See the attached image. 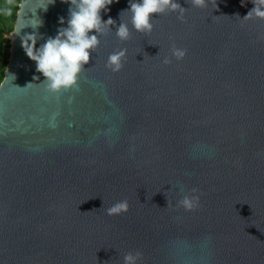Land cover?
Segmentation results:
<instances>
[{"label": "water", "instance_id": "water-1", "mask_svg": "<svg viewBox=\"0 0 264 264\" xmlns=\"http://www.w3.org/2000/svg\"><path fill=\"white\" fill-rule=\"evenodd\" d=\"M177 2L183 22L153 14L148 34L120 17L128 0L102 11L129 24V39L102 34L57 94L13 38L0 83V264H123L137 251L139 264H264V21L242 20L250 0ZM19 5L17 30L34 6ZM68 8L37 10L39 34L66 27ZM122 48L113 73L107 57ZM192 189L199 203L186 211L177 202ZM119 201L127 212L106 215Z\"/></svg>", "mask_w": 264, "mask_h": 264}, {"label": "clouds", "instance_id": "clouds-1", "mask_svg": "<svg viewBox=\"0 0 264 264\" xmlns=\"http://www.w3.org/2000/svg\"><path fill=\"white\" fill-rule=\"evenodd\" d=\"M30 2L34 5L28 11L32 13V18L27 19V23L18 30L13 29L12 39L19 38L25 56L34 62L36 72L43 77V81L38 84L45 85L48 93L68 91L77 84L78 76L86 69L90 56L99 46V38L102 34L111 31L114 27L115 36L121 42L127 41L130 37L128 23L120 22L119 26H116L112 18L102 20L101 17L102 11L106 14L110 6L118 3L119 0H65L69 5L67 26L59 27L54 37L50 36L46 39L38 32L43 26V20L37 15V10L41 13L47 12L48 7L54 4L55 0H30ZM190 2L192 7L203 8L209 0H190ZM244 2L245 0H241L242 6ZM250 2L253 7L242 20L255 18L264 21V0H250ZM185 11L177 0H128L127 8L119 15L121 17L122 14H128L131 29L137 33L148 34L153 28L151 22L153 14L173 13L177 20L183 22ZM20 22L18 19V23ZM59 24H65L63 17L59 19ZM25 27H31L32 32L20 35ZM40 40L44 42L36 47ZM170 51L171 57L176 60L182 59L186 54L185 50L175 46ZM126 52L127 50L122 48L110 53L105 68L113 73L119 72L123 67ZM161 62L167 65L171 60L165 56ZM0 73H3V69H0ZM7 76L14 79L12 74L7 73ZM38 79L37 76L33 77L35 81ZM196 191L192 189V194H185L177 205L186 211L193 210L199 203V197L195 195ZM127 210V201H119L106 209V215H119L126 213ZM141 257L142 253L139 251L128 252L123 256V264H139Z\"/></svg>", "mask_w": 264, "mask_h": 264}, {"label": "trees", "instance_id": "trees-1", "mask_svg": "<svg viewBox=\"0 0 264 264\" xmlns=\"http://www.w3.org/2000/svg\"><path fill=\"white\" fill-rule=\"evenodd\" d=\"M20 2L21 0H0V69H3L0 76L2 77L9 59L12 33ZM2 80L3 78H0V83Z\"/></svg>", "mask_w": 264, "mask_h": 264}, {"label": "flooded vegetation", "instance_id": "flooded-vegetation-1", "mask_svg": "<svg viewBox=\"0 0 264 264\" xmlns=\"http://www.w3.org/2000/svg\"><path fill=\"white\" fill-rule=\"evenodd\" d=\"M13 40V39H12ZM9 56H10V54H9ZM9 60V59H8Z\"/></svg>", "mask_w": 264, "mask_h": 264}]
</instances>
